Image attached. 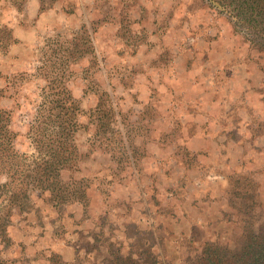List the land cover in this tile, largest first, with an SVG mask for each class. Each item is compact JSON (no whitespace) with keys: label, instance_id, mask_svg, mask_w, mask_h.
Returning <instances> with one entry per match:
<instances>
[{"label":"rangeland","instance_id":"1","mask_svg":"<svg viewBox=\"0 0 264 264\" xmlns=\"http://www.w3.org/2000/svg\"><path fill=\"white\" fill-rule=\"evenodd\" d=\"M241 1L232 15L253 19L242 26L209 0H0V109L17 151L35 152L45 57L74 36L88 51L68 61L83 112L78 160L62 171L86 180V206L31 193L0 264H109L110 249L127 252L130 225L183 264L206 242L233 247L264 225V31ZM98 102L109 123L99 132Z\"/></svg>","mask_w":264,"mask_h":264},{"label":"trees","instance_id":"2","mask_svg":"<svg viewBox=\"0 0 264 264\" xmlns=\"http://www.w3.org/2000/svg\"><path fill=\"white\" fill-rule=\"evenodd\" d=\"M209 1L217 5L238 26H242L247 19L253 20L245 13L232 15L233 6L237 8L236 0ZM250 3L258 10L253 16L258 19L255 22L264 31V0H242L239 7L248 10L249 7L252 8ZM81 34L80 41L85 45L88 43V33L83 30ZM255 36L259 37L258 34ZM262 38L264 33L260 39ZM76 40L74 36L68 41L70 47L66 49L62 46L51 49V53L44 59L42 70L45 72L46 85L29 128L34 154L27 155L16 150L14 140L17 134L10 127V113L0 109V243L4 246L11 242L7 227L12 215L15 212L20 215L27 210L31 193H37L56 207L68 203H82L86 206V180L62 178V171L74 166L78 160L74 137L80 127L78 117L83 112L65 83L70 57L74 56L76 59L88 52L87 49H80L79 41L75 42ZM101 106V102H98L91 112L92 116L96 114L95 127L98 132L109 125L105 117H98ZM106 140L109 145L111 137H106ZM114 144L109 147L112 155L113 149L118 151V138L114 140ZM127 152L123 148L120 154L128 160ZM115 155L116 161L121 164L118 152ZM2 178L4 181H1ZM245 232L233 247L217 241L204 243L201 250L186 257L183 264H264V225L256 231L250 228ZM127 238L131 239L127 252L123 253L120 245L116 250L110 249L109 264H172L155 252L156 240L151 230L130 225Z\"/></svg>","mask_w":264,"mask_h":264}]
</instances>
